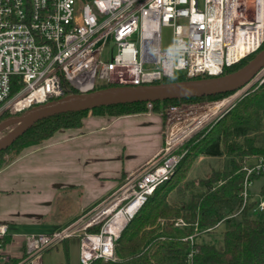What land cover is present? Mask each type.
Returning <instances> with one entry per match:
<instances>
[{
	"label": "built area",
	"instance_id": "2783aa9c",
	"mask_svg": "<svg viewBox=\"0 0 264 264\" xmlns=\"http://www.w3.org/2000/svg\"><path fill=\"white\" fill-rule=\"evenodd\" d=\"M163 27L171 28L166 50ZM263 47L264 0H0V117L102 84L145 86L178 75L221 76ZM255 83H264V67L250 85ZM246 90L223 100H229L226 111ZM181 113L169 109L164 144L152 161L66 225L24 235L15 263L5 241L7 227L0 225V264H42L44 254L73 238L79 243L78 264L113 261L123 228L172 176L185 155L181 147L206 124L190 117L177 125L173 121ZM241 170V206L230 216L249 203L250 177L264 172V156L248 158ZM253 211H264V197L257 195ZM220 222L202 231L195 227L183 239L189 250L181 264H200L194 243ZM174 226L186 223L178 219Z\"/></svg>",
	"mask_w": 264,
	"mask_h": 264
},
{
	"label": "trees",
	"instance_id": "16d2710c",
	"mask_svg": "<svg viewBox=\"0 0 264 264\" xmlns=\"http://www.w3.org/2000/svg\"><path fill=\"white\" fill-rule=\"evenodd\" d=\"M254 56L225 69L223 75L240 69ZM205 78L208 76L187 78L178 75L161 83ZM113 86L118 85L102 84L95 90ZM230 94L156 101L151 102V109L143 102L53 116L35 123L13 144L0 151L1 154L17 146L9 161H0V168L16 158L23 149L40 144L54 132L80 127L82 118L88 114L121 116L151 111L163 115L165 104L210 100ZM8 116L10 112L2 115L0 120ZM181 149L185 155L172 176L156 188L123 228L114 247L115 259L96 260L91 264H181L189 250V241L183 239L191 235L195 227L202 231L220 221L216 229L200 237L220 230L222 247L218 249L198 237L194 243L198 263L264 264V220L255 218L253 209L257 200L253 199L251 188L249 203L237 215L230 216L241 206L244 179L241 168L244 161L264 156V83L249 87L232 107L194 135ZM200 157H227L228 166L226 169L211 170L197 181L189 180V172ZM250 180L251 187L258 183L257 195L264 197V172L252 174ZM173 192L177 194L176 199H172ZM178 219H182L186 226L175 227L174 222Z\"/></svg>",
	"mask_w": 264,
	"mask_h": 264
},
{
	"label": "crops",
	"instance_id": "0c3cea01",
	"mask_svg": "<svg viewBox=\"0 0 264 264\" xmlns=\"http://www.w3.org/2000/svg\"><path fill=\"white\" fill-rule=\"evenodd\" d=\"M164 126V116L151 111L88 114L80 127L54 132L1 167L0 225L7 227L12 263L18 261L27 232L36 228L52 232L66 225L152 161L163 147ZM73 241L78 242L73 238L64 241L62 249L55 248L58 253L48 251L42 264L44 260L46 264L62 260L72 264Z\"/></svg>",
	"mask_w": 264,
	"mask_h": 264
},
{
	"label": "water",
	"instance_id": "95a60500",
	"mask_svg": "<svg viewBox=\"0 0 264 264\" xmlns=\"http://www.w3.org/2000/svg\"><path fill=\"white\" fill-rule=\"evenodd\" d=\"M264 67V47L243 67L221 76L190 79L145 86H113L88 93L73 94L34 106L19 115L0 120V151L8 148L35 123L60 114L89 111L100 107L197 98L248 89Z\"/></svg>",
	"mask_w": 264,
	"mask_h": 264
},
{
	"label": "rangeland",
	"instance_id": "374dc122",
	"mask_svg": "<svg viewBox=\"0 0 264 264\" xmlns=\"http://www.w3.org/2000/svg\"><path fill=\"white\" fill-rule=\"evenodd\" d=\"M170 42H171V28L163 27L161 29V48H162V50L168 49L170 47ZM104 57H105V55H104ZM249 87H257V86L255 83V84H251ZM234 94L235 93H232V94L228 95L227 97L210 99V100H201V101H194V102H179L176 104H167V105L165 104L164 113H163V116H164L165 122H166V124L164 126V139H165L166 131L168 128V124H167L166 120H167V115H168L170 108L178 107L181 109V111L183 113H181V116L177 117L173 122H176L177 125L178 124L183 125V122L186 119H188L190 117H193V118L194 117H196V118L202 117L203 113H205L204 112L205 108L210 107L213 104L219 103V102L223 101L224 99H228L232 96H235ZM238 99H239V97H234L233 102L235 103ZM225 111H226V107L220 109L219 112L212 119L207 120V122L204 126H200L198 132L202 131L204 128H206L211 123H213L215 120H217V118L220 117ZM13 115H19V114L18 113H10V116H13ZM7 131H9V129H6V130L0 132V136L4 135ZM16 149H17V146L13 147L11 150H7L6 152L1 153L0 154V161H4V162L9 161L14 156ZM228 159L229 158H227V157H220V158H206V157L201 158L200 157V158L196 159V161L194 162V164H193V166L189 172L188 179L193 180V181H197L199 178H202L206 174L210 173L211 170L226 169L228 166ZM181 185L184 186L185 183H181ZM257 190H258V183H256L253 187H251V194H253L252 197L254 200H257ZM171 195L173 197L172 199H176V197H177L176 192H173ZM255 218L258 220H264V211L263 212H256ZM49 232H50V230L48 228H36V229H33L27 233L37 235V234H47ZM199 240H202L203 242H206V243H212L218 249H220L222 247V237L220 234V230L216 231L213 234L203 235L202 237L199 238ZM57 249H59V250L62 249V244H60L57 247ZM70 249H71L70 250L71 263L75 264L76 263L77 250L79 249L78 242L73 241L70 244ZM56 251L57 250L55 248L52 249V252H56ZM56 253H58V252H56ZM58 255H60V253ZM46 261L47 260H44L43 264H46ZM59 263L66 264L65 261H63V260L57 262L56 264H59Z\"/></svg>",
	"mask_w": 264,
	"mask_h": 264
},
{
	"label": "bare ground",
	"instance_id": "6f19581e",
	"mask_svg": "<svg viewBox=\"0 0 264 264\" xmlns=\"http://www.w3.org/2000/svg\"><path fill=\"white\" fill-rule=\"evenodd\" d=\"M229 100L227 101H221L219 103H216V104H213L212 106L210 107H207L205 108V113H203V116L202 117H199V120H200V123L202 122H207V120H210L211 118H213L218 112L220 109H222L224 107V105L228 102ZM198 117V116H197ZM196 118V117H195ZM195 120V119H194ZM199 126V124L197 125ZM195 129V128H194ZM133 210H129L128 213H132Z\"/></svg>",
	"mask_w": 264,
	"mask_h": 264
}]
</instances>
